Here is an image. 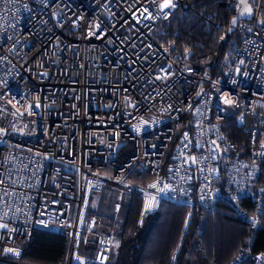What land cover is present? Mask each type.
Here are the masks:
<instances>
[{
	"label": "built area",
	"instance_id": "built-area-1",
	"mask_svg": "<svg viewBox=\"0 0 264 264\" xmlns=\"http://www.w3.org/2000/svg\"><path fill=\"white\" fill-rule=\"evenodd\" d=\"M198 1L172 0L176 7L161 11L164 0H0V125L7 131L0 136V225L7 226L0 227V263L23 264L33 231L45 229L66 238L63 264H113L118 240L95 232L90 217L93 195L108 185L139 196L138 224L164 200L181 204L194 190L213 208L215 142L239 150L227 139L230 125L249 137L250 160L231 165L228 186L243 195L262 188L264 0H250L253 20L237 27L239 45L227 75L217 78L190 65L192 49L174 57L177 43L154 35ZM217 6L201 15L213 30L240 4ZM129 144L131 156L121 160ZM145 169L152 181L131 184ZM246 223L259 229L257 218ZM92 242L93 255H82ZM253 260L264 264V254Z\"/></svg>",
	"mask_w": 264,
	"mask_h": 264
},
{
	"label": "trees",
	"instance_id": "trees-1",
	"mask_svg": "<svg viewBox=\"0 0 264 264\" xmlns=\"http://www.w3.org/2000/svg\"><path fill=\"white\" fill-rule=\"evenodd\" d=\"M217 1L199 0L192 11L177 12L169 22L160 23L154 32L163 45L177 41L175 56L184 48H192L190 63L197 69L209 70L213 77L225 73L239 45L238 32L229 33L232 17L224 20L221 30H213L200 20L201 15L218 9ZM236 126L230 125L227 132L231 139L240 143L244 137ZM132 151L129 144L119 158L126 159ZM171 155L165 162L166 169L172 164ZM129 181L145 186L152 181V176L144 170L139 175H131ZM120 195L121 211L115 220ZM94 198L97 217L117 222L102 226L114 232L119 243L113 264H235L238 259H241L240 264H253L254 256L264 254V200L259 213L260 226L254 231L246 223L257 214V205L250 199L238 204L218 201L214 211H207L192 197L194 210L187 227L189 208L186 205L163 201L159 212L147 217L140 225L142 202L137 195L121 194L119 188L108 185L101 193L93 195ZM80 253L92 256L94 252L82 248ZM66 254L65 237L37 230L21 262L63 264Z\"/></svg>",
	"mask_w": 264,
	"mask_h": 264
},
{
	"label": "bare ground",
	"instance_id": "bare-ground-1",
	"mask_svg": "<svg viewBox=\"0 0 264 264\" xmlns=\"http://www.w3.org/2000/svg\"><path fill=\"white\" fill-rule=\"evenodd\" d=\"M192 10H193V8H192ZM192 10H190V11H192ZM189 11V12H190ZM180 13V12H179ZM182 14V13H181ZM200 20H201V17H200ZM202 21V20H201ZM203 23V22H202ZM241 22H239V24H240ZM239 24H238V26H239ZM236 32H238L237 30H236ZM239 34V33H238ZM176 37V36H175ZM173 41H175V40H173ZM173 41H171V42H173ZM170 42V43H171ZM176 43H177V41H175ZM239 42H240V35H239ZM169 44V43H168ZM167 45V44H166ZM176 47H177V45H176ZM176 49V48H175ZM174 49V50H175ZM184 49H186V48H184ZM183 49V50H184ZM190 49H192V48H190ZM182 50V51H183ZM193 50V49H192ZM182 51H181V53H182ZM181 55V54H180ZM193 55V54H192ZM173 56L174 57H177V56H179V55H177V56H175L174 55V52H173ZM192 57V56H191ZM232 58V57H231ZM230 61H231V59L229 60V62H228V64H227V68H226V71H225V73L223 74V75H218V76H216V77H213V78H217V77H225L226 75H227V72H228V68H229V63H230ZM189 63H190V61H189ZM190 65L191 66H193L191 63H190ZM194 67V66H193ZM195 68V67H194ZM195 69H197V68H195ZM202 70H205V71H208L209 73H210V71L209 70H207V69H202ZM211 74V73H210ZM212 75V74H211ZM189 116V115H188ZM187 116V117H188ZM0 128L1 129H3V130H5V132H7L6 131V129L2 126V125H0ZM13 133H16V132H13ZM6 134V133H5ZM241 135L244 137V140L243 141H241L240 143L239 142H236L235 140H233V139H231L229 136H228V134H227V139L229 140V141H231V142H234V143H236L238 146H239V150H238V152L237 153H233V152H228V151H225V150H223L216 142H215V145H216V147H217V154H218V157H219V159H218V162H217V167L219 168V172H220V177H219V180H218V182H217V186H216V189H217V192H218V195H217V199H216V201H215V203H214V205H213V208H210V207H207V206H205V205H203V203L200 201V199L197 197V192H196V190H194V191H191V192H189L187 195H186V197L183 199V202L181 203V204H178V205H186V206H188V208H189V213H188V223H187V227H188V225H189V221H190V219H191V217H192V215H193V210H194V204L190 201L191 200V198L192 197H194L196 200H197V204H198V206L199 207H201V208H203V209H205V210H207V211H214L215 210V208H216V205H217V203H218V201H223V200H229L230 202H232L233 204H238L239 202H241L242 200H245V199H250V200H252L253 202H255L256 203V207H257V214L256 215H254L253 217H251L250 218V220H252V218H257V219H259V213H260V211L262 210V203H263V200H264V184H263V186H261L262 188L261 189H263L262 191H261V189H253L251 192H249V195H243V193L241 194L240 192L238 193V192H235V190H233L231 187H229L228 186V181H227V172H228V170H229V168L231 167V165L232 164H235V162L236 161H239V162H244V161H248V160H250V154H249V137L247 136V135H245L243 132L241 133ZM121 155V154H120ZM170 155V154H169ZM169 155H168V157H169ZM120 157H122V155L120 156ZM167 157V158H168ZM171 158H172V164L169 166V167H167V169H170L171 167H172V165H173V152H172V155H171ZM167 160V159H166ZM163 167H165V164L163 165ZM191 168H192V170L193 171H195L196 169H197V164H196V162H193L192 163V165H191ZM164 169H166V167L164 168ZM147 172H149V174L152 176V179L154 178V174L151 172V170H147V169H145ZM105 171H107V172H111V170L110 169H105ZM131 184H135V183H132L131 182ZM138 185V184H137ZM147 185V184H146ZM142 186V185H141ZM261 191V192H260ZM94 195H96V194H94ZM137 195V194H136ZM263 195V198H262V200L261 201H259V197L260 196H262ZM241 196V198H240V200L239 201H235V198L236 197H240ZM137 197L139 198V196L137 195ZM140 199V198H139ZM164 201H169V200H164ZM142 202V201H141ZM142 205H143V202H142ZM141 205V210H140V213H143V206ZM146 215H143V219H142V221H141V223H140V225H142L143 224V222H144V220L147 218V217H149V216H151V215H148V216H146ZM90 217H93V218H95V220H96V223L98 224V217H97V215L94 213V212H92V208H91V210H90ZM118 219V218H117ZM117 219H115V220H117ZM37 230H41V231H46V232H49V233H52L51 231H49V230H45V229H35L33 232H34V234H35V232L37 231ZM100 233H102V234H110L116 241H117V239H116V236H115V233L114 232H110V231H107L106 229L104 230V231H102V232H100ZM34 234H33V236H34ZM55 234V233H54ZM33 239V238H32ZM90 250H95L96 248H95V245L93 244V242L92 243H90ZM253 260V259H252ZM253 264H255L254 263V260H253Z\"/></svg>",
	"mask_w": 264,
	"mask_h": 264
},
{
	"label": "water",
	"instance_id": "water-1",
	"mask_svg": "<svg viewBox=\"0 0 264 264\" xmlns=\"http://www.w3.org/2000/svg\"><path fill=\"white\" fill-rule=\"evenodd\" d=\"M240 4L239 10L236 12L235 17L232 18L231 20V25H230V29L231 31H229L230 34H233L236 32L237 27L239 22L241 21H252L253 17H254V9L252 4L250 3V0H237ZM249 9L250 14H249ZM243 13V14H242ZM235 18L236 20V24L233 26L232 21ZM264 20V19H263ZM264 25V23H262ZM198 98L195 99V102L197 101ZM0 130H3L0 128ZM5 130H3V133H0V136H4L5 135Z\"/></svg>",
	"mask_w": 264,
	"mask_h": 264
},
{
	"label": "snow or ice",
	"instance_id": "snow-or-ice-1",
	"mask_svg": "<svg viewBox=\"0 0 264 264\" xmlns=\"http://www.w3.org/2000/svg\"><path fill=\"white\" fill-rule=\"evenodd\" d=\"M242 2H243V0H242ZM175 7H176V5L172 2V0H164V3L160 5L161 11H163L164 9H172V8H175ZM145 11H147V9H145ZM250 11L251 10L249 9V14H250ZM145 18H147V17H145ZM261 23H264V20H262ZM232 24H233V26L236 24L235 18L233 19ZM96 27L99 29V25H97ZM229 31H231V29H229ZM228 102H230V101H228ZM38 106L39 105H37V107ZM0 133H3V130H0ZM193 162H195V161L193 160ZM0 183H2V181H0ZM153 187H155V185H153ZM161 191H163V189H161ZM0 227H5L6 228L7 226L6 225H0ZM5 251L6 252H12L13 250L6 249Z\"/></svg>",
	"mask_w": 264,
	"mask_h": 264
},
{
	"label": "rangeland",
	"instance_id": "rangeland-1",
	"mask_svg": "<svg viewBox=\"0 0 264 264\" xmlns=\"http://www.w3.org/2000/svg\"><path fill=\"white\" fill-rule=\"evenodd\" d=\"M251 1H254L255 2V0H251ZM217 4H218V1H217ZM217 4H216V7L218 8V6H217ZM96 206V201L95 200H93L92 201V204H91V208L92 209H95L94 207ZM98 224L96 225V228H95V232H97V233H100V232H102V231H104L105 229L102 227V226H105V225H110L111 223H117V222H115L114 220H113V222H112V220H110L109 218H101V217H98ZM68 245V244H67ZM114 264H116V262H114Z\"/></svg>",
	"mask_w": 264,
	"mask_h": 264
},
{
	"label": "crops",
	"instance_id": "crops-1",
	"mask_svg": "<svg viewBox=\"0 0 264 264\" xmlns=\"http://www.w3.org/2000/svg\"><path fill=\"white\" fill-rule=\"evenodd\" d=\"M93 200H94V199H93ZM95 211H96L95 209H92V212H94V213H95Z\"/></svg>",
	"mask_w": 264,
	"mask_h": 264
}]
</instances>
